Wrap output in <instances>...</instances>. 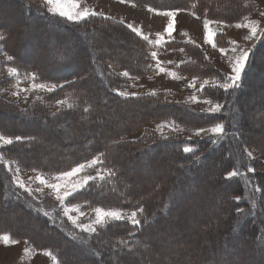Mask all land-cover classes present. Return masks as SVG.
Segmentation results:
<instances>
[{"label":"trees","instance_id":"1","mask_svg":"<svg viewBox=\"0 0 264 264\" xmlns=\"http://www.w3.org/2000/svg\"><path fill=\"white\" fill-rule=\"evenodd\" d=\"M128 1L160 10L195 12V16L224 23H237L245 15L260 10L253 0ZM0 5L6 7L4 15H8V20L17 14V20L12 24L5 23L0 17V45L13 57L9 63L17 68L19 75L31 72L39 81L59 84L24 109L0 98V135L13 140L12 144L0 146V154L16 160L24 168L48 174L70 168L92 156L101 157L103 163L99 166L107 170L104 179L92 180L85 188L72 193L67 204L132 209L137 211V219L141 221L134 226L126 221L110 222L87 235L84 242L76 229L78 233L60 228L58 223H67L61 213L53 222L43 212L31 208L34 201L13 184L12 174L0 162V233L9 229L20 232L19 236L27 237L33 246L52 251L59 264L82 263L73 255L75 251L87 254L86 261L90 264H98L96 256L102 260L107 258L104 264H133L139 262L137 255L148 249L160 256L166 250L165 244L164 247L157 244L163 240L162 235L171 233L181 240L188 233L183 221L189 211L197 210L191 212L193 217L204 221L193 222L194 232L200 233L195 234L193 246L187 249L190 254L184 258L176 255L174 261L167 258L168 262L264 264V231L260 228L264 223V163L252 160L250 164L254 169L252 179L259 188L256 207H250L240 178H225L235 165L230 141L185 139L171 134L146 144L145 134L137 140L126 137L127 133L136 132L157 118L188 127L220 119L218 122L227 125L225 129L229 133L232 124L229 120L233 118L237 148L241 151L253 148L264 154V137L257 133L246 135L255 120L244 114L248 96L244 82L249 86L253 69L256 71L259 66L257 59L264 49V32L252 51L254 55L249 57L254 63L245 70L240 82L243 86L229 89L224 95V102L231 103L232 99L230 107L236 116L229 119L224 112L220 115L199 114L182 103L163 101L159 95L164 92L139 97L118 95L117 90L124 81L117 71L108 68L109 65L136 76L155 72L150 57L153 47L121 21L100 15L69 21L48 14V10L45 12V4L40 0H1ZM25 34L27 45L29 40L35 41L33 51H23L21 39ZM60 34L68 36L69 40L58 38ZM112 36H115L114 42L109 41ZM215 42L218 47L230 45L223 33H217ZM164 47L183 49L189 56L175 68L180 75L211 78L222 74L192 42L167 41ZM212 89L215 88L211 87L208 94L217 99L219 91ZM61 99H65L67 105L59 107L55 104ZM145 131L154 133L148 128ZM16 137L22 139L16 140ZM185 146H190L193 151L185 152ZM146 159L156 162L149 163ZM137 165L143 170L137 172ZM109 172L113 174L109 175ZM178 175L182 177L178 178ZM193 181H197L196 188L202 190L201 200L219 197L217 203L213 201L208 205L213 209L209 220L204 218L208 209L205 211L194 203L188 208L185 204L181 210L173 208V197L179 195V199ZM175 186L178 188L175 193H169ZM195 194L197 196V192ZM195 194L191 193V196ZM46 204L54 205L52 202ZM140 208L142 212L138 211ZM13 213L26 224L32 223L33 228L23 227L26 224H22L20 217L12 222L7 216ZM171 213L176 214L172 219ZM20 222L24 230L17 229ZM169 227L170 233L166 231ZM44 235L47 239L42 238ZM33 237L35 240L32 241ZM176 241L169 245L173 247L170 252L179 251L184 245ZM184 260L187 261L184 263ZM250 260L254 263L247 262Z\"/></svg>","mask_w":264,"mask_h":264},{"label":"rangeland","instance_id":"2","mask_svg":"<svg viewBox=\"0 0 264 264\" xmlns=\"http://www.w3.org/2000/svg\"><path fill=\"white\" fill-rule=\"evenodd\" d=\"M1 1V0H0ZM43 2L45 4V12L48 10V6L45 3V0H40V2ZM255 1L260 10H258L256 13H252V14H247L245 16L248 17L249 21H257L259 24V31L257 32V35L255 37H253L252 39H245L246 36L250 35L249 29L248 28H237L235 27V25H229V24H237V23H246L247 21H245L243 18H241L237 23H223V24H212L210 25V27L216 32V33H223L225 35V38H228V41H235L236 44L239 46V48H244V49H251L252 51H254V47L257 45L258 42H260L261 38H262V34L264 32V16L261 15L262 12H264V0H253ZM79 2V6L80 9L82 10L83 8H88L90 11H94L97 14L96 15H89L90 16H105V17H109L113 20H118L121 22H124L125 24L132 25L133 27L140 29V31L144 34L147 35L149 37L150 40L155 41L158 37H157V33L162 34L163 39L165 42L167 41H190L196 45H198L197 43H195L198 40L203 41V31H204V27H203V21L205 18L199 17V16H194L191 12L189 11H184L181 9H176V10H160V9H156V8H152L146 5H138L135 2H131L128 0H78ZM179 10V11H177ZM6 7L5 6H1L0 5V13L2 14L0 17L2 20L5 21V23L8 24H12V22H15L17 20V14L13 15V17H10L8 20V15H4L6 14ZM48 14H53L50 11H47ZM164 12H175L176 15L174 17H169L166 15H163L162 13ZM57 16H59L58 14H56ZM61 17V16H59ZM87 17V18H88ZM199 17V18H197ZM65 18V17H63ZM67 19V18H66ZM172 19L174 21V25H173V30H172V36L169 37L167 35V33L165 32V29L168 25V21ZM68 20V19H67ZM210 20V19H209ZM69 21H74V20H69ZM81 21V20H79ZM183 33H187V35H183ZM64 34V33H63ZM60 34L58 38L62 39L64 38L65 40H69L68 36ZM1 37V36H0ZM26 37L27 35L25 34V36L21 39V42H24V48L23 51H26L28 49H30L31 51H33L35 49V41L31 42L29 40V45L26 44ZM231 39H230V38ZM28 38V37H27ZM115 36L110 37L109 41L110 42H114ZM69 42V41H68ZM120 42V41H119ZM164 42V43H165ZM50 43H52V45H54L53 41H50ZM121 43V42H120ZM164 43L162 46H154L151 44V46L153 47L151 49L150 52V57L152 59V69L155 70V72H153L152 74L149 75H145V76H136L134 74H129V76L125 77L122 73L125 72L124 70H117L115 68H113V66H108V68L110 70L113 71H117L116 73L123 78L124 81V85H122L120 87L119 90H117V94L120 95L121 92H126L128 93V95H120L123 97H139L140 95L143 94H158L159 92H164L163 94L159 95L160 98L163 101H168L171 104H174L172 102H178L179 104L182 103L186 106H188L190 109L197 111L199 114H205V115H220V113H226L229 117V119H231L232 117H236L235 115H233V108L230 107L231 103H232V99H231V103L229 102H224V95L226 93V91L223 88H220L218 86H214V81H219V82H223L224 79L227 76L233 75L234 73H229L226 72L220 68H218L213 61L209 58V56L207 55V53L200 47V49L202 51H204V53L207 55V57L209 58V60L212 62V64L214 65V67L220 72L222 73L219 76H212L211 78H196V77H187L184 75H180L178 74L181 78L179 79H172L167 75V72L164 73H159L156 70V64H157V60L161 62V66L170 70V71H176L175 68L177 65L183 63L184 61L189 59V56L187 55L186 52L181 51V49L179 48H169V47H164ZM46 44V43H44ZM51 45V46H52ZM79 45V44H77ZM199 46V45H198ZM231 48L232 45H227V46H220L214 49H219V48ZM67 48L63 49V51H65ZM263 51L259 54L257 62L259 64V66H257V69L255 71V69H253L252 73H251V79H250V84L249 86L246 85L247 83L244 82L245 84V89L246 87H248L246 89V93L248 92V96H247V104L245 106V111L244 114L245 116L248 117H252L255 121L253 124V127L248 130V132L246 133V135L251 134V133H257L256 135L258 136H263L264 137V122H262L263 117H264V49H262ZM155 51L157 52V57L156 59H153L151 56V53ZM134 54V52H132ZM234 55L232 53L231 59H229L230 62H232ZM7 56H9L7 54V52H5L2 48V46L0 45V98L6 100L9 103H13L15 105H17L18 107L24 109L26 108L32 101H34L35 99L41 97L42 95L49 93L51 91H47V90H33L31 88V84L32 83H43L48 85L49 87H51L52 85H56V88L59 86V84L54 83V82H44V81H39V80H35L33 81L32 79H30L31 72H29L28 74H24V75H19V80L17 81L16 78H13L9 75L8 73V68L13 67L9 61L7 60ZM249 63L246 65L242 75H241V79L238 82L239 87L236 88H240V86H243L242 80L245 76V70L246 68H248L249 64H253L254 61H251L249 59ZM171 62V63H169ZM194 78L195 81H194ZM207 79L209 80V84L204 86V90L200 91L201 85L203 84V81ZM194 82L195 86L190 87L189 85L192 84ZM128 84V85H125ZM214 86V87H213ZM211 87L215 88L212 89V91H219V96L217 99H214L212 97L209 96L208 93L211 92ZM55 88V89H56ZM210 88V89H208ZM25 89H27V91H25ZM235 89V88H234ZM244 89V90H245ZM229 90V89H228ZM227 90V92H228ZM13 93H19V95H13ZM133 93L135 95H133ZM237 93L238 92H234ZM154 94V95H155ZM196 96L197 97V101H193L190 98L192 96ZM232 97V95H231ZM206 99H211L213 101V103H220L226 107H222L221 110L219 112H209L208 109L211 107V105L204 103V101ZM58 101H66L65 99H61ZM58 101L55 103L57 106H63V105H67L66 103L60 104L58 103ZM224 102V103H223ZM229 106V107H227ZM218 121H221L220 119H217L215 121H213V123L208 122V123H204V125H200L197 127H188V126H183L178 124L177 122L173 121V120H163V119H153L152 121H150L148 124H146L144 126V128L136 131V132H129L127 133L126 137L127 139L130 140H137L139 139L143 134H145L147 140H146V144H148L150 141H154L157 140L159 137L160 139H164V138H168L171 134H178L181 137L185 138V139H209L212 140V142L217 141V140H225L226 142L229 143L230 141V145H231V155L232 158L234 159V168L231 170L233 171L238 170V172L240 173L237 176H233V177H238L240 178L241 182L243 183L244 189H245V198L247 199V203L250 205V207L255 206L256 207V200L258 198V194H259V189L254 180L252 179V172H248L247 169L248 167L252 166L250 165L252 160H259L262 163H264V154L260 153L259 151H256L253 148H247V151H251L252 152V157H248L247 155V151H241L237 148V145L235 143L236 140V135L234 133L235 131V126H236V122H234V119L232 118V124L229 125L230 129H229V133H227L225 127L227 125H224V134L222 136H215L210 132H202L199 135L196 134L197 130L200 128H204V129H208L211 128L212 126H214L216 123H219ZM161 125H163V127H160ZM151 129L154 133H146V129ZM65 133H67V131L64 132V136ZM8 137V136H6ZM11 138V137H9ZM145 144V145H146ZM4 144L0 143V146H3ZM0 156H2L0 154ZM94 157L97 156H92L91 158H89L88 160L85 161H80L79 163H76L75 165H72L70 168H66L54 173H46V172H41V171H34V169H28V168H24L22 165H19L18 162L14 159L11 158H5L4 157V161L5 162H1L3 164V167L5 169H7L12 176H10V178H12L13 184L18 186V184L15 182L14 177L15 176H19L20 179H22L26 186L29 187L31 189V193L25 191L24 188H21L18 186L19 189L24 190L25 193H27V196H29L33 201H34V205H29L31 208H33L34 210H38L41 211L45 214V212L48 213V217L54 222L56 220V217L59 213H61V215L65 218V220L67 221V223L63 222L62 225H60L58 223V225L60 226V228L62 230H64L65 232H75L78 233L82 236V238L85 240L84 242H86V236L91 235L92 233L89 232H85L82 231L80 228L76 227V225H74L67 216H65L63 214V207L62 205L59 203V201H57L55 199V193L53 192L52 189L47 188V187H43L41 185L38 184V182L35 181V176L37 174V172L42 173L45 178H50L60 172H65V171H70L72 168L78 166L79 164H86V162L92 160ZM147 162L152 163V162H156V161H151L146 159ZM167 160H170V157L167 158ZM136 167V166H135ZM19 168V173L16 172V169ZM106 169L102 168L98 165L92 166V167H85L84 170H82L80 173L76 174L75 176L69 177L67 179V185L70 188L71 184L73 183H77L80 182L84 179V177L86 176H93V177H97L98 173H101L104 175L107 174V171H105ZM143 170L141 165H137V172ZM243 171V173H242ZM230 172V171H229ZM8 173V172H7ZM129 173H131V171L129 170ZM8 175H10L8 173ZM153 175V174H152ZM178 178H181L182 175H178ZM99 178H96V180ZM95 180V179H93ZM211 180V179H209ZM92 181L89 180L86 184H84L82 187H80L78 190L83 189L87 186V184ZM202 184V183H201ZM146 185H148V182H146ZM198 186L197 181H193V182H189V184L187 185V187H185V191H187L185 194L181 195V197L179 199L177 195L176 197H173V208H175L176 210H181L183 209V206L185 204H187V208L188 205L189 207L192 205L191 204H195L198 205V208H202L203 210L207 211L206 209H208V215L204 216L205 220H209V213L211 214L212 210L210 206L211 203L214 201H216L215 203H217L219 197L214 196V198L209 197V198H204L203 200H201L202 196V190H198V188H196ZM203 186V184L201 185V187ZM223 187V186H222ZM221 187V188H222ZM37 188H43L42 191H37ZM224 188V187H223ZM178 188L175 186L173 189H170L169 193L174 194L175 191ZM76 190V191H78ZM189 190L191 192H189ZM64 189H61V192H63ZM195 192H197V196L195 194ZM74 193V192H72ZM191 193H194L195 195L191 196ZM72 195V194H71ZM169 195V194H167ZM69 197V196H68ZM67 197V198H68ZM195 198H197V200H195ZM52 202L51 206H47L49 203ZM211 202V203H210ZM66 205L71 206V205H78L80 210L83 212V215H79V213H72L73 216H78V223H83V224H87L90 223L92 221L95 220V213H94V209L97 207H84L79 203H71V204H67ZM103 208V207H101ZM59 209V210H58ZM104 209H118V208H107L105 207ZM120 210H122L124 213L130 215L132 212V209H125V208H119ZM58 211V212H56ZM174 211V210H173ZM189 211V214H187V219H183L185 221H183V224L185 225V229L188 231V233L183 236V238H181V240H179V238H176V235H171V233L168 230H171V228L169 227L166 231H168L170 234L167 233V235H162L163 240L161 242H158V246L161 245L164 247V244L166 245V250L162 251L160 256H156L155 253H153L152 251H150L149 249L145 252H143L142 254H140V256H138L137 254V259L139 262H135L136 264H172L173 262H168L167 258H171L173 261L175 260V256L178 255L181 258H184V256H187L188 254H190V252L187 250L188 248H191L194 244L193 238H195V234H198L200 232L195 233L194 232V228H193V222H203V218H195L193 217L192 213L197 212V210L195 212ZM254 213V211H252ZM197 214V213H196ZM174 213H171L170 217L171 219L174 218ZM11 219L12 222H15L16 219L19 220V215L17 213H13L10 214L9 216H7ZM21 218V217H20ZM203 220V221H202ZM120 221H126L130 224H132L130 221H128L127 219L125 220H120ZM117 221V222H120ZM21 222L22 224H26L27 222H25L24 219L21 218ZM21 222L20 224L17 226L18 230H24L23 227L26 226V228L28 229H32L33 228V224H26L23 227H21ZM113 222V221H108L106 224ZM105 225V224H104ZM104 225H95L96 230L99 229L100 227L104 226ZM132 226H134L132 224ZM25 228V230H26ZM260 228L262 229V232L264 231V223H262L260 225ZM75 229L78 231H75ZM1 233H7L10 234L11 237L15 240L18 241V243L16 244H10V245H5L2 241H0V264H53V261L51 260L50 257L44 255V251H50L48 249H44L42 247H37V246H33L29 239L27 237H21L19 236V234H21L20 232L16 231V230H12L9 229V231H4ZM190 233V234H189ZM26 235H32L30 233H27ZM161 236V234L159 233L158 236ZM25 236V235H22ZM201 236V235H200ZM42 238H46V236L44 235ZM47 239V238H46ZM189 239V240H188ZM35 240V238L33 237L32 241ZM45 240V239H43ZM175 240H177L176 242L178 244H180L182 242L181 245L182 247H179V251H174V252H170L169 250L173 247L170 248V244L172 242H174ZM184 240V241H183ZM181 241V242H180ZM44 242V241H43ZM238 245V244H236ZM130 246V245H129ZM132 246H135L132 244ZM177 246V245H176ZM25 249H29V251L26 253ZM112 249V247H111ZM103 256L106 255V253L102 252ZM164 254V255H163ZM74 256L77 257V259L82 263L79 264H90L89 262H87V254L85 253H77L76 251L73 254ZM133 256H135L133 254ZM97 257V262L98 264H104L107 260L106 259H100L98 256ZM141 257V258H140ZM179 259V258H178ZM87 260V261H86ZM119 260V259H117ZM116 260V261H117ZM131 261V260H129ZM187 260H184V263ZM250 263H254V260H250L247 261ZM133 263V264H134ZM191 263V262H189ZM119 264H123L122 262H120ZM177 264V263H174Z\"/></svg>","mask_w":264,"mask_h":264},{"label":"snow or ice","instance_id":"3","mask_svg":"<svg viewBox=\"0 0 264 264\" xmlns=\"http://www.w3.org/2000/svg\"><path fill=\"white\" fill-rule=\"evenodd\" d=\"M123 2V0H122ZM46 5L48 6V11L52 12L54 15L58 14L61 17H65L68 20H74V21H79L82 19L87 18L89 15H96L97 13L94 11H90L88 8H83L82 10L80 9L79 6V2L78 0H45ZM179 11V10H177ZM163 15L169 16V17H174L176 15L175 12H164L162 13ZM194 16L196 15L195 12L192 13ZM262 16H264V12L261 13ZM199 18V17H197ZM245 21H247L246 23H237L235 25V27L237 28H248L250 35L246 36L245 39H252L253 37H255L257 35V32L259 31V24L257 21H249L248 17L245 16L243 18ZM223 24V21H217V20H209L207 18L204 19L203 21V27H204V31H205V42L206 43H210L212 45L213 48H217L218 45L215 42V38L217 33L210 27V25L212 24ZM173 25H174V21L172 19H170L168 21V25L165 29V32L167 33V35L169 37L172 36V30H173ZM129 28L132 29L133 32H135L137 35L142 36V38L147 41L149 44H152L154 46H162L163 43L165 42L163 39L162 34L157 33V39L155 41H152L149 39V37L147 35H144L140 29H137L135 27H133L132 25L128 26ZM183 35H187V33H183ZM232 47H231V51L235 54L234 58L231 62V69H232V73H234L233 75L227 76L224 81L221 83L219 81H214V86H218L220 88H223L225 91H227L228 89H234L236 87H239L238 82L241 79V75L249 61V57L250 55H254V53L252 52L251 49H244V48H239L238 50V45L236 44L235 41H230L229 42ZM181 51H183V49H181ZM219 51L222 54H225L228 49L226 48H219ZM151 56L153 59H156L157 57V52L153 51L151 53ZM7 60L8 61H12L13 57L12 56H7ZM171 63V62H169ZM156 70L159 73H164L167 72V75L172 78V79H179L181 78L178 73L176 71H170L164 67L161 66V62L157 60V64H156ZM8 73L11 77L16 78L17 81L19 80V72L17 70L16 67H10L8 68ZM125 77L129 76V73L127 71L122 73ZM30 79H32L33 81L36 80V76L35 74H31ZM196 78H194L195 81ZM209 84V80L205 79L203 81V84L201 85L200 91L204 90V86ZM190 87L195 86L194 82L192 84L189 85ZM31 88L33 90H47V91H53L56 88V85H52L51 87H49L46 84L43 83H32L31 84ZM25 91H27V89H25ZM155 93H153L154 95ZM13 95H19V93H13ZM120 95H128V93L126 92H121ZM133 95H135L133 93ZM191 100H193L194 102L197 101V97L194 95L190 98ZM58 103L63 104L66 103V101H58ZM204 103L211 105V107L208 109L209 112H219L221 110V108L223 107L222 104L220 103H213V101L211 99H206L204 101ZM160 127H163V125H161ZM224 125L222 123H216L214 126H212L211 128L208 129H204V128H200L197 130L196 134L199 135L202 132H210L215 136H222L224 134ZM16 140H21L22 137H16ZM0 143L4 144V145H8V144H12L13 140L9 137H6L4 135H0ZM184 151L185 152H191L193 151V149L190 146H185L184 147ZM245 151H247V149H245ZM247 155L248 157H252V152L251 151H247ZM0 162H5L4 161V157L0 156ZM103 160L101 157H94L92 160L86 162V164H79L78 166L72 168L70 171H65V172H60L50 178H45V176L42 173L37 172L36 176H35V181L38 182L39 185L43 186V187H47L53 190V192L55 193V199L57 201H59V203L62 205L63 207V214L65 216L68 217V219L74 224L76 225V227L80 228L82 231L85 232H89V233H93L96 231V227L95 225H104L106 224L108 221H120V220H125L127 219L128 221H130L133 225H139L141 223V221L139 219H137V211H132L130 215L124 213L122 210L120 209H104L101 207H97L95 208L93 211L95 213V220L87 223V224H83V223H78V216H73L72 213H79V215H83V212L80 210L78 205H71L68 206L66 205V200L67 197L70 196L72 194V192H75L76 190H78L80 187H82L84 184H86L89 180H93L96 178H99L101 180L104 179V175L101 173H98L97 177H93V176H86L84 177V179L80 182L77 183H73L71 184L70 188L67 185V179L69 177L75 176L76 174L80 173L82 170L85 169V167H92L98 164H102ZM35 171V170H34ZM107 171V170H105ZM248 172H252L254 171L253 168L248 167L247 169ZM16 172L19 173V168L16 169ZM109 175H112L113 173L109 172ZM240 173L238 172V170H233L230 171L226 174V179L227 178H231L233 176H237ZM15 182L18 184L19 187L24 188L25 191L31 193V189L29 187L26 186L25 182L20 179V177L17 175L14 177ZM61 189H64L63 192H61ZM43 188H37V191H42ZM259 190V189H257ZM236 200H239L240 197H235ZM138 211L142 212L143 209L140 208L138 209ZM45 215H48L47 212H45ZM0 241H2L6 246L10 245V244H16L18 243L17 240L13 239L11 237L10 234L7 233H0ZM29 251V249H25V252L27 253ZM44 255L48 256L51 258V260L53 261V264H59L56 255L52 252V251H44L43 253Z\"/></svg>","mask_w":264,"mask_h":264},{"label":"crops","instance_id":"4","mask_svg":"<svg viewBox=\"0 0 264 264\" xmlns=\"http://www.w3.org/2000/svg\"><path fill=\"white\" fill-rule=\"evenodd\" d=\"M229 25H236V24H229ZM188 42H190V41H188ZM195 43H197L199 45V47H201L207 53L209 58L213 61V63L218 68H220V69H222V70H224L226 72L232 73L231 62L229 61V59H231V56H232V53H233L231 51V48H227L228 51L225 54H222L219 51V49H214L210 43H206L205 42V31H203V41L197 39V41Z\"/></svg>","mask_w":264,"mask_h":264},{"label":"bare ground","instance_id":"5","mask_svg":"<svg viewBox=\"0 0 264 264\" xmlns=\"http://www.w3.org/2000/svg\"><path fill=\"white\" fill-rule=\"evenodd\" d=\"M9 9H11V8H9ZM126 36V35H125ZM32 127V126H31Z\"/></svg>","mask_w":264,"mask_h":264}]
</instances>
